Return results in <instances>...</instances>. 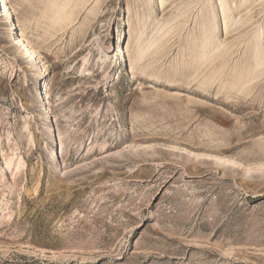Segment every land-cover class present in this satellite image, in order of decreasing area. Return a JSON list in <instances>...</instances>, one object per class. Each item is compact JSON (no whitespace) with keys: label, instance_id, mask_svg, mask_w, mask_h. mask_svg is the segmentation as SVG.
Here are the masks:
<instances>
[{"label":"rangeland","instance_id":"374dc122","mask_svg":"<svg viewBox=\"0 0 264 264\" xmlns=\"http://www.w3.org/2000/svg\"><path fill=\"white\" fill-rule=\"evenodd\" d=\"M6 7L0 264H264V0Z\"/></svg>","mask_w":264,"mask_h":264},{"label":"bare ground","instance_id":"6f19581e","mask_svg":"<svg viewBox=\"0 0 264 264\" xmlns=\"http://www.w3.org/2000/svg\"><path fill=\"white\" fill-rule=\"evenodd\" d=\"M222 3V2H221ZM0 11H2L1 13H0V17L1 18H4V21H5V24L6 23H9V30L7 31L8 33H11L10 31H15V35L13 34V35H11V39H16V42H17V45L19 46L20 44L23 46V48H24V50H26V52L27 53H29L31 56H33L34 58H36V56H35V53H34V50H33V48L31 47V46H29L25 41H24V39H23V37H21L20 36V34H18L17 32H16V28H14V20H12V18H11V12L9 11V9L6 7V0H0ZM224 5V4H223ZM223 7V9L226 7H224V6H222ZM206 32V31H205ZM203 36H204V38H206L207 39V42L205 43L204 42V38H203ZM202 38H203V43L205 44V45H203L202 47L203 48H206V47H208V45H209V43H210V38H211V36L209 35V33L207 32V33H204L203 35H202ZM205 39V40H206ZM214 40V39H213ZM219 44V43H218ZM201 46V45H200ZM201 47V48H202ZM210 47V46H209ZM202 48V49H203ZM215 49V48H214ZM210 50V49H209ZM217 51V50H216ZM251 51V50H250ZM210 52V51H209ZM253 52V51H252ZM206 53V52H205ZM215 53V52H214ZM204 54V53H203ZM202 54V55H203ZM205 55V54H204ZM212 56H213V54H212ZM215 56V55H214ZM201 58H203L202 56H201ZM205 58V57H204ZM253 58H255V57H253ZM199 59V58H198ZM206 61H207V58H206ZM209 61H210V63H211V61H213V58L212 59H209ZM205 62V61H204ZM259 62V61H258ZM256 67V66H255ZM252 68V67H251ZM258 70H260V69H258ZM45 72H47V70L45 69L44 70V73ZM207 72V71H206ZM246 72V71H245ZM43 73V74H44ZM248 73V72H247ZM247 73H246V75H247ZM46 74H48V73H46ZM245 75V74H244ZM240 76V75H239ZM238 80H239V78H238ZM243 83V82H242ZM229 86V85H228ZM40 93H41V89H40ZM51 130H52V128H51ZM53 136H54V132H53Z\"/></svg>","mask_w":264,"mask_h":264}]
</instances>
